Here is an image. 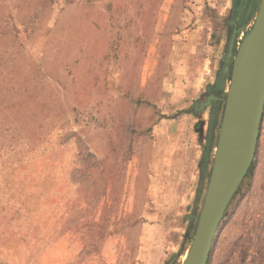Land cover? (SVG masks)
Instances as JSON below:
<instances>
[{
  "label": "rangeland",
  "instance_id": "1",
  "mask_svg": "<svg viewBox=\"0 0 264 264\" xmlns=\"http://www.w3.org/2000/svg\"><path fill=\"white\" fill-rule=\"evenodd\" d=\"M258 3L0 0V264H181ZM207 264H264V106Z\"/></svg>",
  "mask_w": 264,
  "mask_h": 264
},
{
  "label": "water",
  "instance_id": "2",
  "mask_svg": "<svg viewBox=\"0 0 264 264\" xmlns=\"http://www.w3.org/2000/svg\"><path fill=\"white\" fill-rule=\"evenodd\" d=\"M245 46L244 56L241 50ZM231 47V45H230ZM231 55L229 48L226 62ZM228 69L225 64L224 71ZM209 95L201 106L210 103ZM215 99V98H213ZM264 106V0L233 62L217 152L188 253L181 264H207L212 238L252 161Z\"/></svg>",
  "mask_w": 264,
  "mask_h": 264
},
{
  "label": "bare ground",
  "instance_id": "3",
  "mask_svg": "<svg viewBox=\"0 0 264 264\" xmlns=\"http://www.w3.org/2000/svg\"><path fill=\"white\" fill-rule=\"evenodd\" d=\"M244 49H245V46H243V48H242V50H241V53H240V56H241V57L244 56V53H245ZM217 148H218V146H217V144H216V145H215L214 154H213L214 157H215V155H216ZM214 157H213V158H214ZM187 253H188V251H187L186 254L183 256V260H185ZM183 260H182V261H183Z\"/></svg>",
  "mask_w": 264,
  "mask_h": 264
}]
</instances>
